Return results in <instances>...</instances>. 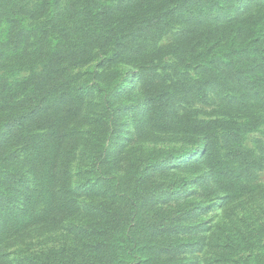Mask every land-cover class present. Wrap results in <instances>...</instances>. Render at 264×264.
Segmentation results:
<instances>
[{
    "label": "rangeland",
    "instance_id": "1",
    "mask_svg": "<svg viewBox=\"0 0 264 264\" xmlns=\"http://www.w3.org/2000/svg\"><path fill=\"white\" fill-rule=\"evenodd\" d=\"M51 131L66 210L5 234ZM0 264H264V0H0Z\"/></svg>",
    "mask_w": 264,
    "mask_h": 264
},
{
    "label": "trees",
    "instance_id": "2",
    "mask_svg": "<svg viewBox=\"0 0 264 264\" xmlns=\"http://www.w3.org/2000/svg\"><path fill=\"white\" fill-rule=\"evenodd\" d=\"M245 49H241V53H246ZM68 56L60 55L58 64L66 62ZM57 64V65H58ZM36 85H41L37 82ZM35 90L27 102L35 97ZM159 95L150 94L145 97L148 102V113L151 116L152 123L158 121L159 112ZM146 110V115H147ZM34 109L29 108L28 114H33ZM22 115L16 119H9V128L22 126ZM252 128L246 124H231L229 126L230 134L241 135L242 132L251 130ZM204 151V162L211 169L213 177L216 180L222 178H240L247 174L257 164L250 159L242 157V152L231 150L229 158L222 161L215 152V144L206 142ZM62 143L59 142L54 131L39 135L29 139L25 145L26 164L30 173L33 176V185L29 194L24 200L23 207L16 213V217L5 222L3 233H16L40 222L48 221L57 212L66 210V202L58 196L61 188H65L68 182V175L61 173L59 170V158L62 155ZM229 197L232 195L229 193ZM111 221H116L119 225L127 222L125 210H122V205L118 206L116 212L111 213Z\"/></svg>",
    "mask_w": 264,
    "mask_h": 264
}]
</instances>
